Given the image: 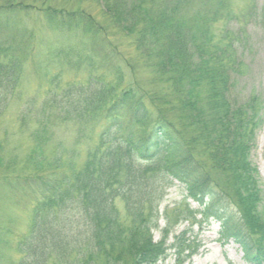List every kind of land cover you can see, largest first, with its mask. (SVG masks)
Wrapping results in <instances>:
<instances>
[{"label": "trees", "instance_id": "16d2710c", "mask_svg": "<svg viewBox=\"0 0 264 264\" xmlns=\"http://www.w3.org/2000/svg\"><path fill=\"white\" fill-rule=\"evenodd\" d=\"M55 1L0 0V115L18 95L28 66L54 94L40 110L44 118L96 121L101 131L81 167L65 165L61 156L47 161L43 143L51 135L44 120L41 132H32L35 146L21 175H8L11 164L0 152V189L31 191L36 205L18 264H48L53 255L61 264H163L169 225L160 230V203L174 182L201 216L219 225L223 242L238 245L247 264H262L263 197L250 153L263 110L255 98L239 101L233 93L243 70L237 36L221 31L216 38L212 31L223 13L226 22L232 20L229 0H204L202 10L186 19L178 17L187 0H171L173 6L79 0L72 8ZM87 6L101 15L93 16ZM119 35L138 67L128 56L121 63L127 73L115 66L112 76L91 73L84 85H64L58 71H49L62 60L67 64L61 49L42 61L11 55L18 41H54L70 44V50L119 56L111 44ZM139 69L151 74L147 83L138 78ZM43 211L62 214L67 222L42 221ZM72 213L79 221H70ZM76 223L85 230L82 237L62 238ZM156 233L162 234L159 241ZM172 247L173 264L192 256L183 255L187 246Z\"/></svg>", "mask_w": 264, "mask_h": 264}, {"label": "rangeland", "instance_id": "374dc122", "mask_svg": "<svg viewBox=\"0 0 264 264\" xmlns=\"http://www.w3.org/2000/svg\"><path fill=\"white\" fill-rule=\"evenodd\" d=\"M153 1L164 6H173L171 0ZM202 1L204 2V0H187L189 5L182 6L179 13L181 17L178 18H190L194 12L202 10ZM55 2L57 5L66 3L65 5L70 8L79 5V0H56ZM227 6L232 20L226 22L224 13H221L222 17H219L213 24L212 31L216 38L221 36V31L237 36L235 48L241 58L243 70L237 79L233 93L236 96L239 95V101L246 102L255 98L263 110L261 116L263 123L256 131L250 160L259 176L261 197H263L260 211L264 216V20L261 12L264 9V0H229ZM87 8L93 16L101 15L95 6H87ZM18 44L11 55L19 59L33 56L42 61L52 58V54L56 53V50L64 51V54L67 55V64L62 60L53 67L50 65L51 69H49L51 73L59 72L64 85L70 83L84 85L91 73L112 76L115 66L123 67L122 72L127 73L125 66L121 63L124 59L127 60L128 56L131 58L129 61L132 62V65L138 67L139 63L135 54L133 57L130 55L132 51L127 40L122 39L120 35L111 40L112 47L119 56L111 55L109 51H107L106 57H103L99 52L82 51L78 48L70 50V44L54 41H45L41 44H24L18 41ZM78 58L79 61H83L81 65L76 63ZM27 68L28 66L24 67V72L21 75L18 95L10 100L0 115V152L6 163L11 164L10 170H6V172L10 177H17L25 171V159L31 155L35 146L32 132L39 129V123L42 120L46 121L49 128L48 136L51 135V139L43 143L47 161L61 156L66 161L65 165L81 167L87 154L97 143L101 125H98L96 121L86 123L87 121L74 119L72 116L44 118L40 110L44 107L46 98H50L54 94L41 84L42 80L40 81L38 76L32 73L31 68ZM137 73L138 78L144 83H147L151 76L146 69H139ZM53 76L55 75L48 77L51 79ZM29 113H31V117L24 120V116ZM23 121L27 122V126L22 129ZM38 132L40 133L41 130ZM185 197L186 193L183 188L174 182L160 203V214L163 218L160 230L169 225V232L167 235L165 234L166 246H168L167 258L163 264L174 263L176 250L172 247L173 244L178 247L180 244L183 245V248L188 247L183 255L188 256L191 253L192 256L185 264H247L243 259L244 254L240 247L233 242H223L219 235V225L212 220L207 221L197 212L200 209L199 206ZM33 199L31 191H21L19 187L13 191L0 189V264H18L22 255L21 244L30 235L33 227L34 207L36 206L32 202ZM118 209L121 210V205ZM38 213H41L42 221L60 220L59 224L62 221L67 222L62 214L54 216L45 211ZM71 215L70 221L78 220L76 214L72 213ZM77 223L72 226V230L71 225L67 226L65 228L67 237L63 235L62 238L68 239L70 235L82 237L85 230L81 224L77 226ZM154 239L159 241L162 239V234L156 233ZM75 252L79 251L75 250ZM48 264L61 263L53 255Z\"/></svg>", "mask_w": 264, "mask_h": 264}]
</instances>
